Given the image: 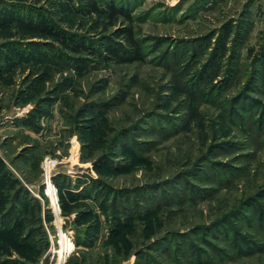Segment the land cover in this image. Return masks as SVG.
<instances>
[{
  "label": "rangeland",
  "instance_id": "obj_1",
  "mask_svg": "<svg viewBox=\"0 0 264 264\" xmlns=\"http://www.w3.org/2000/svg\"><path fill=\"white\" fill-rule=\"evenodd\" d=\"M93 1L0 0V264H264V0Z\"/></svg>",
  "mask_w": 264,
  "mask_h": 264
},
{
  "label": "trees",
  "instance_id": "obj_2",
  "mask_svg": "<svg viewBox=\"0 0 264 264\" xmlns=\"http://www.w3.org/2000/svg\"><path fill=\"white\" fill-rule=\"evenodd\" d=\"M91 5H92V7H93V9H94L95 11H99L100 7L96 4L95 1L91 0ZM108 8H109V12H110V14H111L114 18H116L117 15H119V14L129 16V14L126 13V11H125L124 9L119 8V7L116 6L113 2H109V4H108ZM41 27H42V29H43L44 31H46V32H47L48 34H50L51 36L59 37V39H60L63 43H65L66 45H69V44L75 43L72 39H69L67 36H65V35L63 34V32L59 31L58 29L52 27V26L49 25V24H47V25H42ZM126 34H127L128 37L130 38L131 45H132L133 47H135L134 49H135V51H136V55H135L134 58H135V59H141V58H142V54H141V52H140V50H139V47H138L137 42H136V41L133 39V37H132V30H131V29L126 30ZM84 48H85V45H83V44H81V43H80V44L77 43L75 50H76V51H82ZM108 50H110V51L113 52L114 54H115V53H118V52H117V48L113 47L112 45H109ZM127 58L129 59V58H131V57L129 56V57H127ZM51 184H52V182L49 183L48 186L50 187V186L53 185V184H52V185H51Z\"/></svg>",
  "mask_w": 264,
  "mask_h": 264
},
{
  "label": "built area",
  "instance_id": "obj_3",
  "mask_svg": "<svg viewBox=\"0 0 264 264\" xmlns=\"http://www.w3.org/2000/svg\"><path fill=\"white\" fill-rule=\"evenodd\" d=\"M46 163H49V168H47V166H46ZM55 166V161H53V160H50V159H47L46 161H45V163H44V167H45V177H46V179H47V173L49 172L50 173V177H51V173H52V169H53V167ZM70 239V238H69ZM71 253V252H70Z\"/></svg>",
  "mask_w": 264,
  "mask_h": 264
},
{
  "label": "bare ground",
  "instance_id": "obj_4",
  "mask_svg": "<svg viewBox=\"0 0 264 264\" xmlns=\"http://www.w3.org/2000/svg\"><path fill=\"white\" fill-rule=\"evenodd\" d=\"M46 166H47V168H49V163H46ZM47 180H48V185H49V182L51 181V178H50V173L48 172L47 173ZM52 182V181H51ZM48 187V186H47ZM48 191H51V188H49L48 187ZM51 192H53V191H51ZM69 240V239H68ZM69 242H71V239L69 240ZM73 242V241H72Z\"/></svg>",
  "mask_w": 264,
  "mask_h": 264
}]
</instances>
